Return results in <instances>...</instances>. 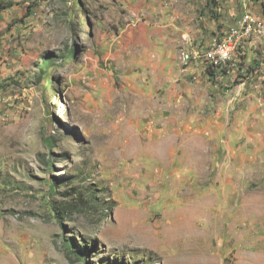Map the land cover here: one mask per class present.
<instances>
[{"label": "rangeland", "instance_id": "obj_1", "mask_svg": "<svg viewBox=\"0 0 264 264\" xmlns=\"http://www.w3.org/2000/svg\"><path fill=\"white\" fill-rule=\"evenodd\" d=\"M259 1L0 0V264H264V40L180 59Z\"/></svg>", "mask_w": 264, "mask_h": 264}, {"label": "built area", "instance_id": "obj_2", "mask_svg": "<svg viewBox=\"0 0 264 264\" xmlns=\"http://www.w3.org/2000/svg\"><path fill=\"white\" fill-rule=\"evenodd\" d=\"M254 38L264 40V21L246 13L228 30L222 40L213 42L205 50H185L180 59L184 64L197 61L207 74L208 71H213L214 76L219 78L223 71L228 73L242 44ZM4 99V93L0 91V105L5 102Z\"/></svg>", "mask_w": 264, "mask_h": 264}, {"label": "crops", "instance_id": "obj_3", "mask_svg": "<svg viewBox=\"0 0 264 264\" xmlns=\"http://www.w3.org/2000/svg\"><path fill=\"white\" fill-rule=\"evenodd\" d=\"M251 8H252V11H250V13L253 15V16H255V17H257V18H259V19H261V20H263L264 21V0H260L259 2H258V4H255L254 2H253V4H251ZM8 10V9H7ZM7 10H5V11H3L2 13H0V19L2 18V20H4L5 19V12L7 11ZM223 35V34H222ZM221 38H222V36H221ZM255 39H257V38H254V40L252 39V40H250V41H247V42H244L243 44H242V47H241V49L242 48H250V50L251 49H253V48H258L259 47V43L257 42V40L258 41H260L259 39H257V40H255ZM216 40H218V39H216ZM215 40V41H216ZM213 43V42H212ZM211 43V44H212ZM210 44V45H211ZM194 44L193 43H191L190 44V46H191V48H192V46H193ZM203 47V46H202ZM190 48V49H191ZM261 50L264 52V43H262V45H261ZM145 54L146 55H142V57L139 59L141 62H146V61H148V59L150 60V57H149V54L147 53V52H145ZM153 55V53H150V56H152ZM169 58V56H167V55H165L164 53H162V51H156V53H155V57H154V62L156 63V65H157V63L159 62L160 63V69H162V68H164L166 65H167V59ZM3 60V59H2ZM159 60V61H158ZM152 63V62H151ZM195 64L197 65L196 66V68H195V70H194V72L192 73V76H193V78L197 81V83H199V81H201L202 79H203V76L204 75H206L205 73V70H204V67L198 62H195ZM6 72V69H5V67L2 65V63H0V78H2V76L4 75V73ZM230 73V71H228V73L227 74H229ZM201 79V80H200ZM171 81H172V79H168V81H166V83L167 84H169V83H171ZM1 82V81H0ZM169 82V83H168ZM177 92H178V89L176 90Z\"/></svg>", "mask_w": 264, "mask_h": 264}, {"label": "trees", "instance_id": "obj_4", "mask_svg": "<svg viewBox=\"0 0 264 264\" xmlns=\"http://www.w3.org/2000/svg\"><path fill=\"white\" fill-rule=\"evenodd\" d=\"M7 9H10V7L9 6H4V5H0V13H2L3 11H5V10H7ZM32 9H30L29 11H31ZM227 33V32H226ZM226 33H224L223 35H222V38L225 36V34ZM221 38V39H222ZM222 73H226V71H223ZM208 74L210 75V76H214V72L213 71H208ZM227 74V73H226Z\"/></svg>", "mask_w": 264, "mask_h": 264}]
</instances>
